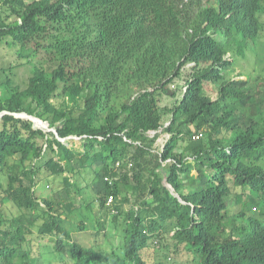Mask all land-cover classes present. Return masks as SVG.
<instances>
[{
    "label": "trees",
    "instance_id": "1",
    "mask_svg": "<svg viewBox=\"0 0 264 264\" xmlns=\"http://www.w3.org/2000/svg\"><path fill=\"white\" fill-rule=\"evenodd\" d=\"M262 7V0H0V40L20 59L42 63L24 89L9 75L3 82L0 200L19 214L0 207V264H51L25 245L37 208L47 213L42 234L54 238L53 254L74 264H164L148 253L152 246L173 259L168 264H264V109L254 110L264 79L254 87L226 78L234 59L224 58L232 43L244 54L258 37ZM70 103L78 114L64 109ZM161 128L169 138L155 152L148 133ZM71 137L82 140L81 153L61 140ZM17 160L23 167L10 171ZM84 168L103 183L99 215L123 218L119 248L105 233L107 217L95 219L102 235L94 245L76 242L63 225L55 193L74 192L86 208ZM55 175L64 187L40 196L38 182ZM245 190L256 197L244 200ZM86 224L78 229L92 235Z\"/></svg>",
    "mask_w": 264,
    "mask_h": 264
},
{
    "label": "rangeland",
    "instance_id": "2",
    "mask_svg": "<svg viewBox=\"0 0 264 264\" xmlns=\"http://www.w3.org/2000/svg\"><path fill=\"white\" fill-rule=\"evenodd\" d=\"M262 11L259 12V20H260V33L256 39H248L246 41V48L244 49V54H241V52H237V47L232 43V48L230 51L231 58L234 59V63L231 66L230 69H228L225 72L226 78H232V79H247L248 83L250 85H253L254 87L259 86L263 82L264 79V0H262ZM3 15H6V12L3 13ZM15 19V17H11L10 20ZM229 56V54H227ZM229 56V57H230ZM37 65H42V63H39L36 59L33 61H28L25 59H20L18 57V54L15 52L14 48H11V46H8L3 39L0 40V99L3 96V93H5V88L3 86V82L6 80V75H9L12 80V86L14 88L18 89H24L29 81V77L33 73L34 67ZM242 74V75H240ZM183 81L177 80L174 81L171 84V89L173 91L178 92L179 86H181ZM261 92L263 93V103H260V105H257L254 107L255 113L260 115V112L264 109V87L261 88ZM216 95L214 94L213 97ZM56 103L57 106L60 108L63 107L62 99H56L54 98L52 100ZM167 100L165 99V102ZM261 101V102H262ZM65 110H71L74 114H78L80 112V108L78 106L72 105V103L67 105V108H64ZM5 112V111H4ZM257 115V116H258ZM1 116V115H0ZM259 117V116H258ZM23 118V117H21ZM48 122V121H47ZM49 123V122H48ZM33 126H35L33 122ZM1 129V126H0ZM44 131H54L55 129L50 127H41ZM150 138H155V141L153 142L152 149L156 151H161L166 140L169 138V135L167 132H165L162 128L158 132H149L148 133ZM41 142L42 140L39 139ZM64 142L74 149L78 154L83 151V143L82 140L79 137H71L64 140ZM186 145V141H180L179 146L184 147ZM153 151V152H154ZM31 162H26L25 165L30 164ZM10 171L19 170L23 166L20 164V162L17 161H11L10 163ZM261 166L264 168V157L260 161ZM133 170L129 171L130 173ZM92 171L90 168H84L82 170V174L80 177H78L79 185L84 187L82 190V195H84L85 198L90 199L91 202H88V206L85 208L80 205V202H82V199L80 195L74 194V192H70L69 195H65L64 191L58 190L60 187H64V181H63V175H55L53 177H48L47 180L42 181L40 180L37 185V193L40 196H52L55 192V199L60 204L59 212L63 213L65 215V219L67 220L63 225L70 229L73 234V240L76 242H82L86 245H94L95 241H98L100 238L101 231L97 229L95 219L98 217H107V220L105 219V233L113 239V243H115L114 248H119V245L122 243L123 235H122V228L124 225L123 218H120L118 222H112V217L110 215L106 214H100L99 215V207L97 203V197L95 196V191L103 185L102 182H92L94 175L91 174ZM41 174H46L43 170L40 172ZM49 176V175H47ZM83 177H85V181H82ZM50 184V188H46V184ZM88 183V184H87ZM88 185V186H86ZM123 191L131 194V190H129L127 187L123 186ZM253 197H256L253 193L251 194L250 191L245 190L244 192V200L249 201L250 199H254ZM133 199V196H131ZM147 199L151 201V197L148 196ZM121 200V199H120ZM257 202H259L258 198H255ZM70 201L74 204L70 212H64L67 209L68 204ZM94 201V202H93ZM133 203V201H132ZM124 204V203H123ZM132 206V204L127 203L123 205V207ZM0 207L3 209V211L6 213L7 216L9 215H15L18 216L19 211L17 207L11 204V202H5L2 203L0 200ZM41 208H37L35 210V214L38 216L37 224L33 228L32 234H29L27 237V242L25 243L26 247L30 249L33 252V255H38L39 259L46 263V261H49L51 264H74V261L71 259H68L67 254L65 253L63 256L62 254H56L52 252L53 245H54V238H50L48 235L42 234V229L45 228L44 221L45 218H47V213L43 210H39ZM64 210V211H63ZM259 208L257 210L253 209L254 213H258ZM81 220L86 222V225H90L92 230L91 231L85 230L80 231L78 229V224L81 223ZM120 231V232H118ZM75 232V234H74ZM103 237V236H102ZM94 242H93V240ZM102 241V238L99 240V242ZM98 242V243H99ZM118 244V245H117ZM104 248H106V244L103 245ZM107 249V248H106ZM148 253L152 254V257H156L158 260L160 259L163 261L164 264H168L169 262H172L173 259H165V254L162 253V249H158L154 246L150 247ZM64 257V258H63ZM187 264V263H186Z\"/></svg>",
    "mask_w": 264,
    "mask_h": 264
},
{
    "label": "water",
    "instance_id": "3",
    "mask_svg": "<svg viewBox=\"0 0 264 264\" xmlns=\"http://www.w3.org/2000/svg\"><path fill=\"white\" fill-rule=\"evenodd\" d=\"M14 115L17 116V117H23V118L30 119V120H32L34 122V124H35V120L38 119L42 123H47L46 127H49V125H50L47 121H44V120H42V119H40V118H38L36 116L29 115L27 113H15ZM35 127L41 128V126H36V125H35ZM61 140L64 141V139H61Z\"/></svg>",
    "mask_w": 264,
    "mask_h": 264
},
{
    "label": "built area",
    "instance_id": "4",
    "mask_svg": "<svg viewBox=\"0 0 264 264\" xmlns=\"http://www.w3.org/2000/svg\"><path fill=\"white\" fill-rule=\"evenodd\" d=\"M117 164L119 165V162ZM112 203H113V196H109L108 199H107V204L110 205Z\"/></svg>",
    "mask_w": 264,
    "mask_h": 264
},
{
    "label": "clouds",
    "instance_id": "5",
    "mask_svg": "<svg viewBox=\"0 0 264 264\" xmlns=\"http://www.w3.org/2000/svg\"><path fill=\"white\" fill-rule=\"evenodd\" d=\"M227 54H229V56H230V52H228ZM227 54L225 55L224 58L227 59V60L231 59V56L229 57ZM232 59H233V58H232Z\"/></svg>",
    "mask_w": 264,
    "mask_h": 264
}]
</instances>
